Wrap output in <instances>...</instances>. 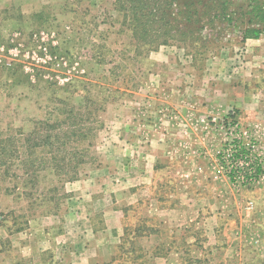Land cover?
<instances>
[{"label": "rangeland", "instance_id": "374dc122", "mask_svg": "<svg viewBox=\"0 0 264 264\" xmlns=\"http://www.w3.org/2000/svg\"><path fill=\"white\" fill-rule=\"evenodd\" d=\"M206 36L150 50L131 37L115 0H0V141L7 149L0 165V264H57L54 250L64 245L55 237L86 204L77 180L107 166L113 178L134 184L133 169L153 162L144 147L157 135L155 123L165 127L159 115L167 112L158 107L168 104L177 108L171 113L177 132L170 142L160 140L167 155L148 173L155 188L146 185L150 197L179 213L166 226L142 200L120 207L113 197L112 208L123 216L108 264H164L167 250L180 253L170 264H264V183L234 193L224 176L214 177L228 119L249 130L264 156V33L246 41L237 31ZM35 126L43 134L73 132L63 152L80 159L69 171L79 179L49 167L25 173L26 138ZM208 128L217 139L206 153L200 132L206 137ZM50 150L39 146L34 156L49 157ZM214 214L221 219L211 239L201 220ZM183 215L186 224L176 227ZM92 218L103 226L101 213Z\"/></svg>", "mask_w": 264, "mask_h": 264}, {"label": "trees", "instance_id": "16d2710c", "mask_svg": "<svg viewBox=\"0 0 264 264\" xmlns=\"http://www.w3.org/2000/svg\"><path fill=\"white\" fill-rule=\"evenodd\" d=\"M115 8L131 30V37L150 50L174 42L186 45L204 41L212 31H237L241 41L258 39L264 33V0H115ZM72 133L47 130L43 134L35 126L26 138L29 156L24 162L25 173L49 167L67 180L79 179L77 170L69 171L80 159L74 151L63 152ZM4 142L0 141V165H4L2 156L7 154ZM39 146L51 149L49 157L34 156Z\"/></svg>", "mask_w": 264, "mask_h": 264}, {"label": "crops", "instance_id": "0c3cea01", "mask_svg": "<svg viewBox=\"0 0 264 264\" xmlns=\"http://www.w3.org/2000/svg\"><path fill=\"white\" fill-rule=\"evenodd\" d=\"M166 106L167 107L165 108L160 106L158 107V109H160L159 110L160 112L162 111L167 112V113H163L162 116L159 115L160 116L159 119L162 120L163 123H165V127L159 125L158 123L154 124V121L152 120V123L154 124L153 126L156 127L155 132L157 135L151 137L149 139L151 144L150 145L145 144L144 147L145 149H147L145 150V156L148 154L149 156H152L153 162L150 161L147 164L145 163L146 169H141L140 166L133 169V173L136 174V176L138 177V180L136 179L134 184L133 181L132 182L128 181V178H124V179L113 178L112 177L113 171L107 168V166H104L102 168L99 167L94 171H92L90 176H87L81 180H77L76 187L80 188V191L83 194L84 199L86 200V204L82 206L83 207L82 211L75 212L76 215L74 216L69 215L67 221L65 222L66 225L65 232L63 234L57 235L58 237H55L58 243L61 242L64 245V247H62L61 250L59 251L54 250L55 255H57L56 256L57 259H59L57 261V264H108L110 262L113 255V247L110 245V242L111 239L114 237V235L117 233L118 230L117 225L119 224L120 221L119 219L123 216V211L121 210V208H116V209L112 208L113 197L115 200H117L120 203V207L134 203L139 199L142 200L145 205L148 204V206H150L149 211H153V210L156 211L155 215H157L158 218L160 219V222H162L166 226L171 224L172 215L174 211L176 212V214L179 213V210L177 209L178 207H171V205L165 207L164 205H161L160 199L158 197L157 198L154 196L150 197L147 193V191L150 189V185L149 186L146 185V183H153L154 184L153 188H155L157 181L155 179L150 180L149 176H151L152 173L154 174V172L157 171V166H155L156 159L165 157L167 155L166 153L167 149L164 145L161 144L160 140L163 139L169 141L171 135L177 132L174 131L173 129L174 116L173 114H171L177 108L169 104ZM180 110L183 111L185 109L180 108L179 111ZM207 126L208 124H204V127ZM201 127L203 128V126ZM200 133H201L200 137L203 138L204 145L207 146L206 153H208V143L216 142L217 138L215 137L212 128H208L206 137H204L202 132ZM185 140L186 138H184V141ZM186 143H188V141H186ZM148 149L150 152H147ZM127 154H130V151ZM125 169H128V167ZM125 169L121 168L120 170L127 171ZM128 172L129 171H127V175H129ZM215 173L216 172H214V175ZM220 180L223 181L224 185L226 184V182L228 183L227 180H224L222 178H220ZM216 183L219 184L218 182ZM261 183H264V179L260 182V184ZM135 184L138 185V187L136 186V191L133 192L134 190L133 185ZM184 185L188 186L189 184L184 183ZM228 186L229 188H231L229 183ZM103 190L107 191V194L105 192L101 194V191ZM180 190L183 191L184 189L180 188ZM230 190L233 191L234 193L238 191V190L234 191L232 189ZM186 191H188V189L184 190V192ZM221 195L223 199L224 193ZM190 199L184 200L183 204L190 205L189 203ZM224 199L226 200V198ZM88 200L91 201V204L88 203ZM80 202L82 203V201ZM221 205L222 207L225 206L222 203ZM88 206L91 207V221H90L89 211L88 209H86V207ZM222 211L224 212L225 209L222 208ZM96 213H101L103 217L102 218L103 226L101 228L94 226V223L92 221L93 220L92 214H96ZM233 217H240V216L238 215L237 212V214L233 215ZM219 219L221 218H218L216 214H214L213 216H209V218L206 217L204 221L201 220V224L204 225L206 235L209 238L211 237V239H215L216 236H218L219 230L217 229V225ZM179 221L180 223H177ZM186 221H187L186 216L183 215L182 218H180V216H176V223L174 222V224L176 225V227H180L183 224H186ZM211 222H212V227L210 226ZM227 250L229 251V249ZM23 251H29V253H32V255L33 253H35L33 252V249L27 245H25ZM167 251L168 252L165 255L166 258H162L164 264H170L169 261L173 260L174 258L175 259L179 258L180 253L178 251L177 252L172 250H167ZM182 253L184 254V252Z\"/></svg>", "mask_w": 264, "mask_h": 264}, {"label": "built area", "instance_id": "2783aa9c", "mask_svg": "<svg viewBox=\"0 0 264 264\" xmlns=\"http://www.w3.org/2000/svg\"><path fill=\"white\" fill-rule=\"evenodd\" d=\"M228 132L225 144L217 151L216 173L224 176L236 189L252 188L264 178V156L257 151L249 130L237 121L228 119L222 123ZM248 209L252 202L248 201Z\"/></svg>", "mask_w": 264, "mask_h": 264}]
</instances>
